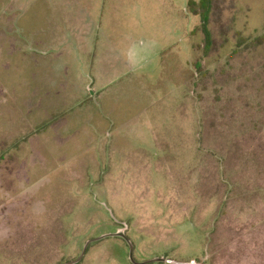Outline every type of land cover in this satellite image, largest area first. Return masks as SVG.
Here are the masks:
<instances>
[{
    "label": "rangeland",
    "instance_id": "1",
    "mask_svg": "<svg viewBox=\"0 0 264 264\" xmlns=\"http://www.w3.org/2000/svg\"><path fill=\"white\" fill-rule=\"evenodd\" d=\"M26 1L0 0V264H264V0H213L208 51L201 0H55L136 40L114 105L89 64L36 65Z\"/></svg>",
    "mask_w": 264,
    "mask_h": 264
},
{
    "label": "crops",
    "instance_id": "2",
    "mask_svg": "<svg viewBox=\"0 0 264 264\" xmlns=\"http://www.w3.org/2000/svg\"><path fill=\"white\" fill-rule=\"evenodd\" d=\"M36 1L38 0H29L26 2L31 5ZM82 3V6L86 5L87 0H82ZM45 4H51V7H48L50 10L49 16L51 17L49 19H52L54 22L48 19V27L44 33L47 35H37L36 37L37 39H42L44 41V43L42 41V47L45 51V53L41 54L42 59H40L36 65L39 67H65V69H67L66 71L70 70L71 73L76 76L77 73H81V65L85 66L86 64H89V72L87 76L85 75L84 77H89L90 80L91 78L94 80L96 78L95 75L97 74V78L100 77L102 79V81H100L101 92L104 96L106 94L108 96V98L105 96V99H107L106 103L112 105L117 104L118 100L122 98V94L120 95L119 89H115L114 85L117 84L122 76H124L126 73L137 71V67H135L136 64H134L136 63V60H134L136 54L138 56L136 50V40L133 39L132 42L128 40L124 45H122V40L116 39L113 41L114 38H108L104 33L103 40H100L99 34L95 36L96 23L91 21L89 19V15L87 14L91 11V8L87 10L80 7H75L74 9H70V11L63 9L64 12L68 13V15H65L66 19L63 20V22L52 18L56 17L55 15L59 13L51 11L52 7L57 6L55 0H45ZM92 8L93 12L98 11L97 8ZM113 25L114 22L110 23V26ZM131 26H133V22L131 23ZM133 30L134 29L131 28L127 30L128 32L124 31V36L129 37ZM108 43H110V45L117 46H112L111 52L120 58L119 60H115L118 63L117 65H112L110 67L104 66L106 59L105 50ZM57 46H60V48ZM59 53L62 55L58 56ZM73 80L75 81V79ZM58 82L59 81H57L54 86H57L59 84ZM69 84L71 86V82ZM129 87L130 88L125 89L126 92L128 89H130L128 91L129 93L131 89H136L132 83L129 84ZM59 91L60 90H58L56 93H59ZM67 94L71 96L70 102H79V98H73L70 94V91ZM105 121L108 123L107 126L111 125L109 122L110 120L107 119ZM98 123H101L102 125L103 122ZM112 126L114 125H111V127Z\"/></svg>",
    "mask_w": 264,
    "mask_h": 264
},
{
    "label": "trees",
    "instance_id": "3",
    "mask_svg": "<svg viewBox=\"0 0 264 264\" xmlns=\"http://www.w3.org/2000/svg\"><path fill=\"white\" fill-rule=\"evenodd\" d=\"M191 10L192 12L199 16L200 18V30L202 31L204 35V39L206 42V51H208L211 47V35L208 29V22H209V16L212 12L213 7V0H201L200 4H196L195 2H191ZM237 46L240 47V44Z\"/></svg>",
    "mask_w": 264,
    "mask_h": 264
},
{
    "label": "water",
    "instance_id": "4",
    "mask_svg": "<svg viewBox=\"0 0 264 264\" xmlns=\"http://www.w3.org/2000/svg\"><path fill=\"white\" fill-rule=\"evenodd\" d=\"M105 236V238H106V236H109V237H111V236H117V237H121V238H125V235H124V232L123 231H119L118 233H115V234H108V235H104ZM160 261H162V259H160V260H157L156 262H160ZM78 261L77 260H75V261H72V262H68V263H66V264H76ZM150 262V261H149ZM132 263H134V264H137V263H135V262H133L132 261ZM148 263V262H147Z\"/></svg>",
    "mask_w": 264,
    "mask_h": 264
},
{
    "label": "flooded vegetation",
    "instance_id": "5",
    "mask_svg": "<svg viewBox=\"0 0 264 264\" xmlns=\"http://www.w3.org/2000/svg\"><path fill=\"white\" fill-rule=\"evenodd\" d=\"M200 68H201V67H200ZM88 78H89V77H88ZM89 93H90V95H91V94H92V90H90ZM120 238H121V237H120ZM122 239H124V238H122Z\"/></svg>",
    "mask_w": 264,
    "mask_h": 264
}]
</instances>
